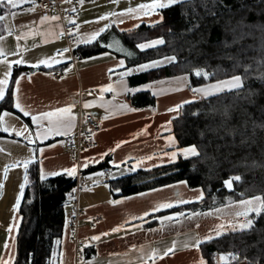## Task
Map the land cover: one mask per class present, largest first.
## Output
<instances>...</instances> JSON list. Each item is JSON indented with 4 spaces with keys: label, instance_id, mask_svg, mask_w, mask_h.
I'll list each match as a JSON object with an SVG mask.
<instances>
[{
    "label": "crops",
    "instance_id": "crops-1",
    "mask_svg": "<svg viewBox=\"0 0 264 264\" xmlns=\"http://www.w3.org/2000/svg\"><path fill=\"white\" fill-rule=\"evenodd\" d=\"M55 1L61 6L62 11L69 13L68 16L61 15L54 9L47 16L49 19L42 22L40 0H17V7L3 15L6 32L0 39V79L4 78V73L7 71L6 65L12 64V73L5 96L12 84V105L16 113L3 112L10 113L11 116L3 117L0 130L3 132V127L7 124H12L15 128L26 124L28 130L25 135L30 134L31 141L16 135L13 128H9L7 133L3 132L7 136L0 137V183L4 184L3 189H0V258L6 262L9 261L10 254L5 249L7 242L9 249L15 253V263L21 215L20 209L17 212L14 211V207L18 198L22 204L28 186L27 183L23 197H20V186L24 182L23 162L30 159L38 162L41 174L42 171L48 173L70 168L74 164H80L85 157L99 158L101 154L108 153L100 162L109 158V168L106 170L85 176L82 175L84 169L77 171L76 178L80 175L85 185L76 194L68 195L69 208L61 243L62 264H82V261H87V264H154V253L155 264H200L201 259L208 264L203 256L201 245L232 233H241L230 232L228 228L231 222L244 221L243 217L235 216L237 211L243 209L242 200L207 211L187 213L200 215H191V218L181 216L178 223L167 221L161 223L160 217L181 213L173 210L202 201L206 197L203 189H191L186 181H179L165 185L167 187L154 188H163L162 191L151 189L117 199L114 195L118 191H113L110 185L112 180L130 175L135 171L153 170L175 164L182 157L179 154L180 151L185 148L180 146L174 132V121L180 116L182 106L188 104H182V102L194 98L190 90V81L179 86L175 83L185 75L145 83L134 80L131 83L129 78L138 74L135 73L125 77L127 87L147 90L134 94L121 93L117 75H111L109 79V68L113 67L117 60L122 59L126 67L135 68L132 65L136 52L124 44L118 33H131L141 26L151 27L153 21L161 19V10L159 14L151 16H144L139 10L141 4L151 3L153 0H84L83 4L78 3V0H71L69 3H64L63 0ZM130 7L135 11L127 14ZM73 8L76 11H72ZM112 12L117 15L110 16ZM121 12L126 14L121 16L119 15ZM53 16H58L60 19L52 20ZM101 16L107 19L99 20ZM70 20H74L75 25L70 24L68 22ZM120 20L124 22L120 23ZM110 23L113 25L110 29L102 32L94 40L84 42L85 37H91L93 33L104 29ZM137 24L139 27H135ZM112 28L116 30L112 31ZM70 29L75 35L68 34ZM107 31H110V39L106 43H101L103 47H106L105 49L89 56H74L75 49L95 43ZM61 32L64 34L61 35ZM61 49H69V51L63 54V59L57 57L60 60L59 63H53L50 68L41 64L39 67L43 70L23 72L15 78L17 80L24 77L19 79L18 87L14 84L13 71L16 66L14 61L21 59V54L23 59L28 61V64L21 66L32 67L42 59L55 56L57 50ZM118 49L124 51H118ZM110 83L113 84L115 92L100 93L99 89ZM150 85L152 87H149ZM178 87L179 90H177ZM90 92L91 95H89ZM140 92H150L155 97V105L135 107L130 96ZM17 100L29 108L28 117L23 116L14 107ZM73 101H75L74 105ZM86 102H92V106L85 108ZM125 103L137 111H110L107 107L109 104ZM181 104V107H177ZM69 105L73 106L72 110L76 115V126L71 133L51 134L47 138H37L36 132L39 129L32 122L31 116ZM172 108L177 110L169 111ZM88 113L93 114L100 124V130L96 133L98 146L84 149L75 156L70 148L77 142L76 134L79 125H82L83 130L87 129L83 116ZM105 116H108V119H104ZM44 127H47L46 122ZM117 144L121 146L116 148ZM114 148L115 151L109 152ZM173 151L177 152L175 160L170 159ZM146 157L152 158L145 159ZM141 160L143 163L138 164L137 162ZM111 161L119 167L114 166ZM123 161L126 163H122ZM100 163H90L89 167ZM5 169L8 171L6 181L3 180ZM199 191L203 192V199L197 200L196 195ZM254 198L245 200H254ZM181 199L190 202L180 203ZM114 201L119 202L113 203ZM161 202H171L175 204V207L155 212L153 215L144 217L143 220L133 219V217L143 216L146 211ZM76 208H79L81 212L77 242L72 229ZM207 213L211 215H205ZM261 214L259 218H256L255 213L250 214L249 219L254 221L252 229L259 226L261 218L264 219V211ZM14 216L20 218L18 222L13 220ZM154 221H156L154 225L147 226ZM220 224L225 225V234L210 242L202 243L197 249L194 238L197 236L205 238L214 226ZM10 225H15L11 236L8 232ZM117 227H121V230L112 231ZM102 233L109 234L102 236V240L98 242L89 239ZM173 246V253L164 255V252ZM85 250L95 253L90 258H85L83 256ZM220 256H217L218 261ZM243 261L248 262L246 259L241 262ZM57 264H61V258Z\"/></svg>",
    "mask_w": 264,
    "mask_h": 264
},
{
    "label": "trees",
    "instance_id": "trees-1",
    "mask_svg": "<svg viewBox=\"0 0 264 264\" xmlns=\"http://www.w3.org/2000/svg\"><path fill=\"white\" fill-rule=\"evenodd\" d=\"M10 10V6L0 7V15ZM161 14L163 20L155 27L141 26L134 32L118 35L136 52L133 67L171 56L176 57L177 63L138 73L129 78L131 83L188 75L191 88L239 75L243 87L182 106L180 116L174 121L175 135L181 147L195 146L200 156L181 157L169 166L139 170L114 179L110 182L113 191H118L114 197L119 199L186 181L191 189H203L206 197L173 211L187 214L255 196L264 199V0H192L169 5ZM5 32L0 21V37ZM108 39L110 31L95 43L75 49L73 54L79 57L99 53L106 48L101 43ZM156 39H163L165 43L143 51L137 47L139 43ZM36 69L43 70L15 66L13 80L23 72ZM193 70L212 75L208 79H194L190 75ZM130 99L135 107L155 105V97L150 92L131 95ZM4 111L16 113L12 105V84L5 100L0 101V116ZM225 112L230 117L227 121ZM210 128L214 131H209ZM233 128L246 133L243 144L240 135H229ZM4 136L7 135L0 130V137ZM108 159L82 170V175L106 170ZM241 173L242 179L234 181L231 190L225 186V181ZM28 178L20 208L14 264H29V260L30 264H57L66 227L68 195L76 185V177L58 175L41 179L40 165L35 162L28 169ZM57 239L61 240L60 245L56 244ZM201 250L208 264H223L217 260L218 255L238 257L229 264H239L244 259L250 264H263L264 220L252 230L202 244ZM94 253L85 250L83 256L90 258Z\"/></svg>",
    "mask_w": 264,
    "mask_h": 264
},
{
    "label": "snow or ice",
    "instance_id": "snow-or-ice-1",
    "mask_svg": "<svg viewBox=\"0 0 264 264\" xmlns=\"http://www.w3.org/2000/svg\"><path fill=\"white\" fill-rule=\"evenodd\" d=\"M64 3H69L71 2V0H63ZM84 0H78V3L83 4ZM192 2V0H169V4H176V3H190ZM54 3V0H53ZM169 4H166L164 2H161V0H153V2L151 3H143L139 6V10L143 13L144 16H151L152 14H159V11L164 9L165 7H168ZM10 6L11 9H15L17 7V0H0V7H8ZM72 11H76L75 8L72 9ZM135 10L133 8H129L127 10V14H132ZM126 13L121 12L119 15L123 16ZM110 16H115L117 15V13L112 12L109 14ZM5 18L3 15H0V21H3ZM49 17L44 16L42 18V22L43 20H48ZM52 20H59L60 17L58 16H53L51 17ZM99 20H105L107 19V17L105 16H101L98 18ZM162 17L159 21H153L151 23V27H155L156 24L162 22ZM70 24L75 25V21L74 20H70L68 21ZM123 20H120V23H123ZM113 25L107 24L105 26L104 29L99 30L96 33H93L91 37H85L84 38V42H90L91 40H94L96 37H98L102 32L110 29ZM78 27V26H76ZM135 27H139V24H137ZM130 31V30H129ZM61 35H63L64 33L61 32ZM69 35H75L72 30H69ZM0 39H2V37H0ZM165 43V41L163 39H156L147 43H139L137 45V47L139 48V50L143 51L149 48H155L157 45H163ZM109 47H111V45H109ZM69 49H61V50H57V53L55 56L51 57L50 59H42L40 60L38 63L33 64L32 67H36L38 68L41 64H43L45 67H52L53 63H59L60 60L57 59V57H60V59H63V54L68 52ZM118 51H124L123 49H118ZM106 55H111L110 53H105ZM127 55H132V53H127ZM15 65L17 67L21 66V65H25L28 64V61L23 59V56L21 54V59H18L16 61H14ZM177 63L176 61V57L175 56H171V57H165L162 60H154L148 63H144L141 65L136 66L135 68H128L125 66L124 64V60H117L116 64L109 68V79H111V75H117L119 77L118 80V87L121 91V93L124 94H134L135 92L138 91H143V90H147V89H141V88H128L126 83H125V77L133 75L135 73H139V72H148V71H152V70H157L161 67H163L165 64H174ZM7 71H5L4 73V78L0 79V101H4L5 100V92H6V88L9 84V77L11 76L12 73V64H7ZM123 69V71H119V69ZM192 78L194 79H199V78H204V79H208L210 78V76L212 75L211 73L204 71V70H193V72L190 74ZM24 77H20L19 79H23ZM19 79L14 81V84L18 87L19 85ZM189 81V76L185 75L181 78H179L175 83L179 86V85H184L187 84V82ZM149 87H152V85H150ZM243 87V83H242V78L239 75L233 76L231 79L226 80V81H218L216 83H212V84H206L204 86H196V87H191L190 90L193 92L194 94V98L193 99H189L186 101H183V103H193L195 102V99L198 98H208V97H212V96H218L219 94L223 93V92H232L233 90H239ZM177 90H179V87L177 88ZM100 93H114L115 92V88L113 87V84H109L107 86L101 87L99 89ZM155 94V93H154ZM89 95H91V92L89 93ZM75 101H73V105H74ZM182 104L180 106L177 107H181ZM92 106V102H86L84 104L85 108L91 107ZM102 107H105L104 104H101ZM14 107L16 109L19 110L20 113L23 114V116L28 117L29 116V108H26L25 106H23L19 100H17L14 103ZM72 105L66 106V107H59L56 108L54 110L51 111H44L41 112L39 115H32L31 116V120L34 124H36L37 129H39L36 132V137L37 138H47L49 135L51 134H55V135H66V134H70L72 129L76 126V115L73 113L72 110ZM107 107L109 108L110 111H137V109L134 108H130L126 103L125 104H118V105H107ZM176 108H172L169 109V111H176ZM198 115V113H196ZM226 121L228 119H230V117L228 116V113L225 112L224 113ZM8 116L10 117L11 114L10 113H3L2 116H0V122L3 121V117ZM84 119L86 120L87 117H84ZM104 119H108V116H105ZM45 122L47 123V127H44ZM264 126V125H262ZM9 128H13V130L15 131L16 135L18 136H23V138L25 140H29L31 141V136L29 135H25V133L28 130V125H23L20 128H15L14 125L12 124H7L6 126L3 127V132L7 133L9 132ZM146 131V130H145ZM209 131H214L213 129H209ZM89 134L94 135V133H92L91 129H89ZM240 135L242 137L241 139V143L243 144L245 141L243 140V137L246 135L245 132H237L236 129H232L229 132V135L235 136V135ZM121 143H125V142H121ZM121 146V144H117L116 148H119ZM115 151L114 149H110L109 152H113ZM41 155H42V150H40ZM108 153H104L101 154L99 156V158L96 157H85L83 159V161L80 164H74L72 167L67 168V169H61L58 171H51L48 173H44L42 171L41 173V179H47L49 177H54L57 175H67L70 177L75 178L77 175V171L78 169H86L89 167L90 163L91 164H95V163H100L104 157L107 155ZM183 158H189V157H198L200 156V153L197 151V148L195 146H187L185 147L183 150L180 151L179 153ZM177 156V152L173 151L171 153L170 159L171 160H175ZM152 157H146L145 159H151ZM205 158H207V154H205ZM35 163L34 160H28L23 162V169H24V182L21 184L20 186V197H23V192H24V188L28 183V168L29 165ZM40 163H42V161H40ZM111 163L114 164V166L119 167V165L115 164L114 161H111ZM122 163H126V161H123ZM139 163H143V161H138ZM101 175H103L101 173ZM8 178V171L7 169H5L4 174H3V180L6 181ZM239 177H230L227 181H225V186L227 188H229L231 190L232 187V183L234 181L238 182L239 181ZM186 183V182H185ZM4 184L0 183V189H3ZM167 187V186H165ZM163 188L161 189H154L153 191H162ZM196 199H203V192L199 191L197 192L196 195ZM119 201H114L113 203H118ZM180 203H189L190 201L185 200V199H181L179 201ZM241 205H243V209L240 211H237L235 213L236 217H243L244 221L243 222H231L228 228V231L230 232H244V231H248L251 230L253 227V223L254 221L252 219H249L250 214L255 213L256 218H259L260 214L262 211H264V199H262L261 197L257 196L254 198V200H242L241 201ZM21 206V200L18 198L16 203H15V207H14V211H19ZM175 207V204L171 203V202H161L159 204H157L156 206H154L151 210L146 211L143 216L141 217H133V219H141L143 220L144 217L153 215L155 212H160L163 211L164 209H168V208H172ZM191 215H200V214H191ZM191 215L189 214H185V213H176L170 216H166V217H160V221L161 223H164L165 221L167 222H179V218L181 216H184L185 218H191ZM205 215H211V213H207ZM19 217L14 216L13 220L14 221H19ZM14 227L15 225H10V227L8 228V232L11 236V234L14 231ZM122 227V226H121ZM121 227H117L114 228L112 231L116 232V231H120ZM198 227V225H197ZM142 228V226H141ZM152 231V230H149ZM109 233H102L100 235H94L92 237H90L89 239L91 241H101L102 240V236H107ZM215 234V235H213ZM225 234V225L220 224V225H216L212 228V230L206 235L205 238H201L199 236L194 238V243H195V247L197 249L200 248V245L202 243L205 242H210L212 239L214 238H218L222 235ZM61 240L57 239L56 240V244L60 245ZM88 246H92V245H88ZM135 247V246H133ZM5 249L9 252L10 256H9V261H4L2 258H0V264H14V257H15V253L12 252L11 249H9L8 243L6 242L5 244ZM82 251V249L80 250ZM174 251V246L172 248L167 249L164 252V255H169L171 253H173ZM31 253L29 254V257H31ZM62 256L63 253L61 252L60 254V258H61V264H62ZM163 258V257H160ZM238 259L237 256H233V255H229V256H224L221 255L219 257V260L221 262H223V264H229L230 261H234ZM153 262L155 264V253L153 254ZM29 264H30V260H29ZM82 264H87V261H82ZM200 264H205V262L203 261V259L200 260Z\"/></svg>",
    "mask_w": 264,
    "mask_h": 264
},
{
    "label": "built area",
    "instance_id": "built-area-1",
    "mask_svg": "<svg viewBox=\"0 0 264 264\" xmlns=\"http://www.w3.org/2000/svg\"><path fill=\"white\" fill-rule=\"evenodd\" d=\"M40 8L42 10L41 15L44 16H49L51 12L56 9L61 15L68 16L69 13L62 11L61 6L58 4L57 1L54 0H40ZM84 117H87L85 120ZM83 122L85 127L87 128L86 130L82 129V125H79V130L76 134V139L77 142L75 145H72L70 148V151L73 155L78 156L84 149L88 148H95L98 146V142L96 139V133L100 130V124L99 122L94 118L93 114H85L83 116ZM89 129H91L92 133L94 135L89 134ZM84 181L80 178V175L76 178V185L75 187L71 190L69 195L76 194L82 187H84ZM80 210L79 208H76V213L73 219V224H72V229H73V234L75 237V241L77 242V237H78V229H79V222H80ZM239 264H250L246 261L240 262ZM264 264V263H263Z\"/></svg>",
    "mask_w": 264,
    "mask_h": 264
},
{
    "label": "rangeland",
    "instance_id": "rangeland-1",
    "mask_svg": "<svg viewBox=\"0 0 264 264\" xmlns=\"http://www.w3.org/2000/svg\"><path fill=\"white\" fill-rule=\"evenodd\" d=\"M161 2H164V3H166V4H169V0H161ZM169 5H172V4H169ZM223 81V80H222ZM218 82V81H217ZM214 83V82H213ZM207 84H209V83H207ZM206 85V84H205ZM202 86H204V85H202ZM245 170V169H244ZM97 173H99V171L97 172ZM233 177H239L240 179H239V181L242 179V173L241 174H237V175H235V176H233ZM255 197H257V196H255ZM253 198V197H252ZM226 206V205H225ZM69 208V207H68ZM67 208V209H68ZM261 215L262 214H260V216L259 217H261ZM262 219V218H261ZM264 220V219H263ZM258 227V226H257ZM256 228V227H255ZM254 229V228H253ZM252 230V229H251ZM249 231V230H248Z\"/></svg>",
    "mask_w": 264,
    "mask_h": 264
}]
</instances>
